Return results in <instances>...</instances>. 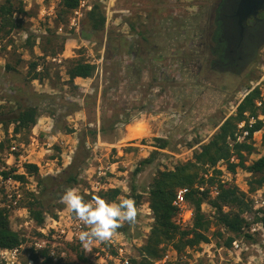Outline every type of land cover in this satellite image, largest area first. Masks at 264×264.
Here are the masks:
<instances>
[{"label": "rangeland", "instance_id": "374dc122", "mask_svg": "<svg viewBox=\"0 0 264 264\" xmlns=\"http://www.w3.org/2000/svg\"><path fill=\"white\" fill-rule=\"evenodd\" d=\"M59 1L21 0L23 13H14L19 25L0 32V112L9 114L27 103L36 105L39 112L27 134H14L12 125L7 131L0 125V171L14 166L16 172H24L25 162H37L38 174H61L52 187L61 188L63 169L84 145L79 182L72 187L86 200L100 192L91 190L95 179L106 183L107 189H121L115 201L140 194L135 221L125 222L126 231H115L111 237L117 243L125 242L126 255L139 258L138 248L144 245L154 222L150 208L154 179L160 171L193 160V153L235 112L248 85L261 86L264 97V47L256 62L241 74L214 72L196 47L207 0H81L79 14L72 10L65 20L59 19ZM95 2L105 14L100 31L82 24ZM44 49L48 53L44 54ZM77 55L95 63L96 70L92 77L75 79V87L68 83L65 67L66 58ZM134 121L142 123L130 127ZM157 138L165 139L167 145L158 147ZM253 141L255 150L247 162L264 154V127L253 134ZM153 151V162L133 178L134 167ZM99 166L105 168L106 176L97 177ZM216 168L221 170L220 180L238 186L247 199L256 192L249 190L248 171L237 168L229 172L223 161ZM35 179V174H26L24 181L10 185V197L0 180V207L6 210L10 227L25 238L15 257H0V264H35L30 252L34 242L41 240L58 252L61 264H98L100 256L112 252L108 240H94L82 247L54 237L53 220L63 227L69 218H75L65 205L57 210L52 199L55 192L49 194V205L57 210L56 215L46 213L43 223L37 224L25 204L29 192L35 191ZM216 191L212 185L210 196ZM201 208L212 219L206 232L209 242L180 251L172 242L160 244L171 253L172 264H261L264 236L257 232L253 239L242 235L237 237L240 248L232 243L226 247L223 241L229 233H215L224 229L215 224L214 209L207 201Z\"/></svg>", "mask_w": 264, "mask_h": 264}, {"label": "trees", "instance_id": "16d2710c", "mask_svg": "<svg viewBox=\"0 0 264 264\" xmlns=\"http://www.w3.org/2000/svg\"><path fill=\"white\" fill-rule=\"evenodd\" d=\"M80 0H60L59 19L65 20L68 13L79 5ZM18 8L16 9L14 0L0 1V32H9L19 25V22L14 19V13H23L24 8L21 0H17ZM19 21V20H18ZM105 23V14L99 3L95 2L91 8L86 11L82 24L89 29L100 31ZM83 25V27H84ZM134 29L135 27L132 26ZM66 37H63V46ZM30 45L32 43L30 42ZM54 46V45H53ZM264 46V42L262 43ZM46 50V49H44ZM48 53V51H44ZM50 53V52H49ZM59 53V52H58ZM51 56L55 55V51L51 50ZM258 56L252 59H246L243 63H238L237 60L231 62L230 72L235 75L241 74L247 64L256 62ZM67 65L65 73L68 83L73 84L77 77L89 78L92 77L96 70V64L81 58V56H73L66 58ZM238 65H235L237 64ZM8 65V64H7ZM35 68L36 63H31ZM227 66V65H226ZM223 65L224 68H226ZM8 67V66H7ZM221 67V69H224ZM264 84V78L261 81ZM248 90L237 103L235 112L225 117L218 125L216 131L211 135L206 143L201 144L200 149L193 153V160L177 163L173 170L160 171L150 189V208L154 214V222L151 227L150 234L141 247L138 248V255L128 254L127 264H153V261L161 257L165 251L160 244L172 242L175 249L183 250L184 247H193L201 242H209L207 231L212 223L202 210L201 204L207 201L214 209V222L224 230H216L218 236L223 232L229 233L223 241V245L228 247L232 241L240 236L253 239L251 233L247 232L249 225L252 222L262 221L264 217H259L252 209L251 200L247 199L245 193L238 186L222 182L219 178L221 170L216 168L218 162L223 161L226 164V169L229 172H235L237 168L244 169L250 173L248 186L250 191H256L264 185V154H261L254 160L247 162L254 150L253 134L262 130L264 127V97L261 91V86L256 85L252 88L247 86ZM258 102H260L258 104ZM39 115L36 105L25 104L17 107L16 110L9 114L0 112V125L5 131L12 125L14 134L23 132L27 134L29 129L36 123ZM262 116V117H260ZM141 121L130 123V127L141 124ZM241 124V125H239ZM101 131H105L102 127ZM159 141L158 147L164 148L167 141L162 138H157ZM156 151H153L149 156L142 158L139 164L132 170L134 178L142 169L143 166L150 164L154 160ZM84 145H81L76 150L72 161L63 169V187L53 189L55 184H58V179L61 174L40 175L38 174V166L33 162L24 163V172H16V168L1 170L0 174L3 178L11 177L13 179L24 181L26 174H35V191H30L25 204L30 217L37 223L41 224L44 221L46 213L56 215V211L64 206L61 202L63 191L76 185L79 182L78 167L83 163ZM231 157L234 160H231ZM80 160V162H79ZM212 168L209 175L208 170ZM212 185H216L217 193L210 196ZM202 187V189H200ZM134 189V186H132ZM181 188H187L184 197L192 208L191 221L181 227L175 222L176 207L173 205V199L176 192ZM56 193L53 199L57 210L51 209L49 205V194ZM119 187L100 190L97 195L105 198L107 201H115L121 194ZM94 196L91 194L90 197ZM135 203L140 201V194L133 193ZM125 195L124 197H131ZM246 215H251V220H247ZM116 231H126V226L122 225ZM178 236L176 241L174 237ZM25 241L24 236L18 230L10 227L6 210L0 207V248L14 249L20 247ZM30 259L35 264H61L58 252L50 253L51 248L44 246L41 248H32ZM112 252H114L113 248ZM59 257L54 259V257ZM82 255L80 254L79 257ZM41 259V261H39Z\"/></svg>", "mask_w": 264, "mask_h": 264}, {"label": "flooded vegetation", "instance_id": "af4514ba", "mask_svg": "<svg viewBox=\"0 0 264 264\" xmlns=\"http://www.w3.org/2000/svg\"><path fill=\"white\" fill-rule=\"evenodd\" d=\"M204 15L196 47L209 70L235 74L231 62L255 58L264 47V0H207Z\"/></svg>", "mask_w": 264, "mask_h": 264}, {"label": "built area", "instance_id": "2783aa9c", "mask_svg": "<svg viewBox=\"0 0 264 264\" xmlns=\"http://www.w3.org/2000/svg\"><path fill=\"white\" fill-rule=\"evenodd\" d=\"M79 5H83V2L80 0ZM79 5L73 9L74 13L79 14ZM90 7V6H88ZM260 102H258L259 104ZM241 125V124H239ZM11 149H14V146L11 147ZM37 164V162H33ZM39 165V164H37ZM97 177L106 176L107 171L102 166H99L97 168ZM0 180L4 185V188L7 189L6 192L8 196L10 197L12 194L8 192L9 186L14 185V183L17 182L16 179H13L11 177L3 178L2 175L0 176ZM111 185V184H109ZM91 190L92 191H99L101 189H107L106 183L100 182L98 179L93 180V183L91 184ZM202 189V187H200ZM187 191V188H181L176 192L175 198L173 199V205L176 207V215L174 217L175 222L180 225L181 227H185L192 218V208L187 203L184 194ZM217 192V191H216ZM18 195V194H17ZM251 205L253 211L261 218L264 217V188H259L256 190V192L252 193L250 195ZM247 220H251V215H246ZM54 222V237L58 239H63V242L70 243V244H81L83 247V243L78 239V234L85 230L84 225L81 221H79L76 217L75 218H69L68 222L65 224V226L60 227V223L58 220H53ZM56 225H59L56 227ZM44 231V230H42ZM248 233H251L252 235L257 232L259 235L264 236V224L262 221L252 222L249 225V228L247 229ZM43 233V232H42ZM110 245L112 246L114 252L106 253L104 256H100L98 264H127L128 262V255H126L125 250V242H116L115 239L110 238L108 240ZM234 248H240V241L235 238L232 241ZM46 246L45 240H41V243L36 241L34 242V248H41ZM247 247H245L246 249ZM18 248L14 249H1L0 248V257L5 259L7 258V255L10 254L12 258L15 257V254L17 252ZM50 253L53 254V249L50 250ZM176 252H173V254ZM64 254V253H63ZM57 257L55 256L54 259ZM173 258L171 257V253L169 251L165 250L161 257L155 259L153 261V264H172ZM261 260V264H262ZM11 263H14L12 261ZM250 264V261H249Z\"/></svg>", "mask_w": 264, "mask_h": 264}, {"label": "clouds", "instance_id": "9594fccd", "mask_svg": "<svg viewBox=\"0 0 264 264\" xmlns=\"http://www.w3.org/2000/svg\"><path fill=\"white\" fill-rule=\"evenodd\" d=\"M61 202L86 227L78 234L85 247L94 240H109L125 222L131 224L137 217L135 200L130 197L107 201L94 195L91 200H86L77 188L72 187L63 191Z\"/></svg>", "mask_w": 264, "mask_h": 264}, {"label": "water", "instance_id": "95a60500", "mask_svg": "<svg viewBox=\"0 0 264 264\" xmlns=\"http://www.w3.org/2000/svg\"><path fill=\"white\" fill-rule=\"evenodd\" d=\"M252 0H242V3L249 4Z\"/></svg>", "mask_w": 264, "mask_h": 264}, {"label": "crops", "instance_id": "0c3cea01", "mask_svg": "<svg viewBox=\"0 0 264 264\" xmlns=\"http://www.w3.org/2000/svg\"><path fill=\"white\" fill-rule=\"evenodd\" d=\"M80 79H82V78H80V77H77V78H76V80H80Z\"/></svg>", "mask_w": 264, "mask_h": 264}]
</instances>
